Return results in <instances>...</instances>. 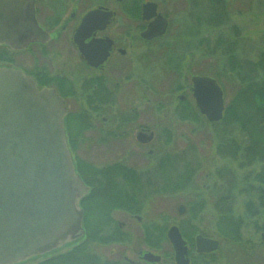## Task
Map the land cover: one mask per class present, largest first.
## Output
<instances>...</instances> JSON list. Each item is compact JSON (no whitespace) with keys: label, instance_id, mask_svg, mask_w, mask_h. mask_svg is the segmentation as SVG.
<instances>
[{"label":"rangeland","instance_id":"374dc122","mask_svg":"<svg viewBox=\"0 0 264 264\" xmlns=\"http://www.w3.org/2000/svg\"><path fill=\"white\" fill-rule=\"evenodd\" d=\"M131 1L145 0H126L125 4ZM153 1L167 16L168 30L144 49L148 57L143 68L135 70V85H124L118 98L119 110L137 106L135 119L120 123L115 138L100 140L103 130L96 118L93 129L83 131L82 136L88 141L84 138L71 148L72 157L79 164L84 161L91 169H117L99 184L100 189L107 188L100 193L108 198L85 203L90 212L86 217L90 264H152L139 258V253L146 251L161 256L155 264H175L166 239L171 225L186 231L193 228L192 246L197 234L218 239L220 244L213 260L210 259L212 264H264V231L259 228L262 220L259 215L256 220L247 215L244 206L250 198L256 206L261 203L264 184L257 179L264 176V163L247 165L243 159L231 157V151L228 154L226 150L238 143L236 140L245 141V147L247 135L237 122L223 125L207 121L197 111L189 92L190 75H208L222 87L227 105L240 87L251 81L261 82L264 66L258 72L252 65L264 55V0ZM237 63L241 67L238 74ZM115 78L121 77L113 75V81ZM181 94L188 96L187 102L179 103ZM238 107L239 112L254 113L240 100ZM97 108L73 104L69 109L96 115ZM247 116L253 119V125L258 118L264 122V115L258 111L253 118ZM248 124L244 127L250 129L252 122ZM139 126L153 130L155 137L150 144H136L134 133ZM122 129L126 130L123 135ZM261 137L264 141L263 134ZM227 197L234 199V210L243 218L239 228L241 239L236 242L217 232L219 211L215 209H224ZM180 205L185 208L182 214L177 210ZM150 241L156 248L149 246ZM75 246L22 264H37ZM190 250L191 255L196 254L194 247ZM83 254H78L81 260L87 257Z\"/></svg>","mask_w":264,"mask_h":264},{"label":"water","instance_id":"95a60500","mask_svg":"<svg viewBox=\"0 0 264 264\" xmlns=\"http://www.w3.org/2000/svg\"><path fill=\"white\" fill-rule=\"evenodd\" d=\"M148 6L156 8L153 2L144 3V16ZM95 13L84 16L76 37L95 27ZM166 28V18L158 15L142 36H160ZM38 34L47 36L35 21L33 0H0V44L15 47L19 38ZM192 82L200 113L210 122L219 121L224 100L217 81L196 75ZM65 114V102L54 89L38 88L22 71L0 66V264H19L83 235L79 200L88 187L76 173L66 144ZM184 210L178 207L179 214ZM166 236L175 263L189 264L178 226L171 225ZM194 246L197 253H210L219 241L197 234ZM142 258L160 261L150 251Z\"/></svg>","mask_w":264,"mask_h":264},{"label":"flooded vegetation","instance_id":"af4514ba","mask_svg":"<svg viewBox=\"0 0 264 264\" xmlns=\"http://www.w3.org/2000/svg\"><path fill=\"white\" fill-rule=\"evenodd\" d=\"M125 2L126 0H33L35 21L47 36L38 34L34 37L29 36L31 38L26 40L19 38L15 47L0 44V66L22 71L35 81L38 88L54 89L64 100L66 106L64 130L71 155V148L76 145L75 142L84 141V138L88 141V138L82 136L83 131L93 129L96 118L100 119L102 126L99 129L103 130L101 135L103 138L100 140H106L109 136L110 139L115 138L120 123L135 119L137 106L124 111L119 110V94L124 85L132 87L135 85V70L137 67L142 69L148 57L144 49H148L152 42L163 36L147 38L142 36V32L158 15L166 18V31L168 30L169 20L158 9L157 2L153 0L140 3L131 1L127 4ZM146 2L155 3L156 8L146 7L144 16L143 4ZM93 10L96 12L93 24L95 27L86 36L76 37L75 34L84 16ZM135 30L138 31L137 35ZM113 75L116 77L120 75L121 78H118L120 80L115 78L113 81ZM196 75L204 74L190 75L189 92L199 112L192 93V77ZM187 97L184 94L179 95V103L187 102ZM130 101L131 99L127 103ZM73 104L99 108L96 115L84 114L70 110ZM125 132L126 130L122 129L121 135ZM154 137L153 130L144 126H139L134 133L136 144L142 146L150 144ZM151 153L152 150L149 149L148 154ZM79 163L74 160L76 171L88 187V191L80 200L84 227V235L80 242L88 247L90 239L86 217L89 218L90 212L86 204L93 199L105 201L108 198L100 193L107 188L100 189L99 184L107 175L112 176L117 169L107 167L91 169L84 161ZM136 219H139V216H136ZM142 254L139 253L140 259ZM125 259L131 263L135 262L127 257Z\"/></svg>","mask_w":264,"mask_h":264},{"label":"trees","instance_id":"16d2710c","mask_svg":"<svg viewBox=\"0 0 264 264\" xmlns=\"http://www.w3.org/2000/svg\"><path fill=\"white\" fill-rule=\"evenodd\" d=\"M237 66H239L238 63L236 64V73L238 74L240 73L239 69H241V67L238 68ZM252 66L253 68L257 69L258 72L262 71V68L264 66V55H262ZM235 95L236 96L232 99V101L226 105L224 116L220 122L223 125H226L229 123L235 124V122H237L236 124H238L241 127V129L244 131V133L247 135V139H246L247 144L244 147L242 146V144L245 141L236 140L238 143L236 144L233 143L231 145L230 150H226V151L228 154H229V151H231L232 152V153L230 152V155L232 154L231 157H235V159H243L244 163L246 162L247 165L255 164L256 162H259V161H262L264 163V141L262 140L263 137H261L262 134L264 135V126H261L260 124V123L264 124V122H262L263 118L262 117H261L262 119L258 118L255 123L256 125H253L254 123L253 119L251 121L250 116L249 117L247 116V118L245 117L246 115H251L252 117V115H254L256 111H258L259 114L264 115V68H263V77L261 76V82L256 83L255 81H251L250 83H246L243 87H240L238 89ZM239 100L241 101V103L242 102L247 103L251 109H254L253 110L254 113H252V111L246 112V114L244 111H240L241 112L240 113L239 107L237 108ZM248 122L249 123L252 122L250 129L244 127V124L246 125L248 124ZM258 129L261 131H259ZM259 141L263 143L261 146L259 145ZM262 167H263L262 171L264 172V164L262 165ZM109 180L111 181V178ZM110 181L108 183H110ZM257 181L263 185L264 176L260 178V180L257 179ZM232 188L233 186L230 187L231 190ZM235 189L238 190L237 187ZM262 191L264 192V188L260 191L261 203H259L258 206L255 205V202L251 198L248 201L244 202V206H245V212L247 213V215L251 216L253 219H255V216H258V215L260 216L259 219L261 218L262 223L259 226V228L264 231V212L262 211L264 210V197H263L264 194ZM108 195H110V192ZM227 198L224 199L226 203L222 205L224 206V209L220 207H217L218 209H215L216 212L219 211L218 218L216 221L218 222L217 232L220 234L219 235L220 237L227 239V240H234L236 242L241 239L239 228H240L241 222H243V218L236 210H234L235 209L233 206L234 199L232 201L231 199L229 200V198L228 199ZM225 204L226 205L228 204L227 209L225 208L226 206ZM202 205L204 207V202ZM187 212L189 213V216H191L190 211L187 210ZM192 230L193 228L189 231L188 230L186 231L183 227L181 228V231L184 237L188 240L190 248L193 247L192 246V233H193ZM148 243L150 244L149 246L156 248V245L154 246V243H152L151 241ZM86 249H87L86 245L79 244L75 246L72 250H69L65 253H60L50 258H46L38 262L37 264H88V262L90 264L92 256L90 255L89 252L86 251ZM82 252L85 255H87V257L85 256L83 257L88 260L84 258H82V260L80 259L78 254H81ZM192 252L189 249L190 255L192 254ZM191 256H192L193 264H198V263L208 264L210 262V259L213 260L214 258L213 253H208V254H203V253L197 254L196 253L195 255H191ZM104 264H110V263L108 262ZM210 264H212V262H210Z\"/></svg>","mask_w":264,"mask_h":264}]
</instances>
